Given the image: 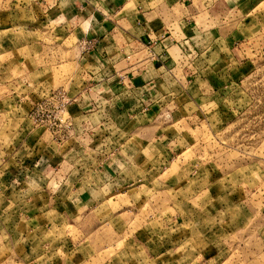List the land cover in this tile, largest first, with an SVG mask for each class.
<instances>
[{
	"label": "rangeland",
	"instance_id": "374dc122",
	"mask_svg": "<svg viewBox=\"0 0 264 264\" xmlns=\"http://www.w3.org/2000/svg\"><path fill=\"white\" fill-rule=\"evenodd\" d=\"M55 1L0 0V264H264V0L238 10L234 0H214L201 14L214 18L213 39L192 58L195 79L176 99L191 102L170 134H152L142 121L125 126L127 115L106 123L115 109L109 90L88 94L69 118L87 77L75 63L76 18H63ZM49 134L76 166H110L99 172L107 201L90 234L78 230L87 221L70 226L55 208L29 202L49 195L40 185L4 178L13 164L36 163ZM155 135L169 145L165 160Z\"/></svg>",
	"mask_w": 264,
	"mask_h": 264
},
{
	"label": "crops",
	"instance_id": "0c3cea01",
	"mask_svg": "<svg viewBox=\"0 0 264 264\" xmlns=\"http://www.w3.org/2000/svg\"><path fill=\"white\" fill-rule=\"evenodd\" d=\"M213 1H199L193 6L189 0H64L63 3L62 0H56L54 9L60 11L63 18H76L77 22L71 33L75 34L81 51L76 56L75 63L78 68L83 67L81 73L87 77L84 85L87 89L84 93L74 94L76 97L68 107L69 118L78 117L75 114L84 109L80 104L81 100L88 94L91 96L94 90H109L113 91L111 102L115 104V109L109 106L113 120L109 118V114L105 115L103 119L106 123L110 121L120 124V118L127 115L129 119L127 118L125 126L135 124L133 126L136 128L141 126L139 122L142 121V126L149 127L152 134H170L166 129L175 123L177 116L187 114L185 111L191 102L186 101L181 107L176 99L187 97L186 91H183L184 82L186 79H195L196 66L192 58L202 57L201 47L213 39H209L208 32H212L214 28V18L211 15L210 18L202 20L201 16L205 10L211 11L208 8L212 7ZM129 3H132L133 7L124 9ZM234 3V9L238 10L241 5L249 3L253 6L255 2L234 0ZM198 20L203 23L198 24ZM206 23L210 31L202 27ZM175 24L179 27L178 34L174 32ZM88 42H91V45L87 46ZM175 55H179L180 61ZM92 81L99 83L88 87V83ZM84 86L78 89L81 91ZM162 88H166V94ZM106 104L107 99L101 97L95 108L99 107V110L103 111ZM153 107L157 112L152 115L153 118L140 115L143 108L145 115ZM183 118L187 119L188 116ZM49 136L48 143L45 141L46 143L41 144V149L36 151V163L20 161L23 165L13 164L14 168L9 167L2 172L4 178L11 185L26 180L40 185L42 191H47L49 195H40L39 200L35 199V195H29L26 198L29 202L38 203L42 209H45L46 204L50 210L55 208L60 218L62 216L70 226L81 219L87 221L88 226L78 230L90 234L97 226L98 211L101 212V209H96L107 201L103 193L106 183L99 172L110 166L106 164L104 167V163L99 162L92 168L76 166L73 161L70 162L63 156L59 148L57 149V143L52 140L53 134ZM155 137L162 144V157L159 159L165 160L169 156V145L163 140V135L153 136L151 142ZM36 143H39L38 139ZM66 188L67 192L62 194ZM93 208L92 213L83 211ZM61 210H65L63 215ZM69 212H72L74 218L81 215V212L84 215L75 220ZM93 224L94 227L90 228ZM70 231L71 228L65 231L66 236L68 235L66 246L73 243L70 235L73 232ZM148 264H156L155 258H150Z\"/></svg>",
	"mask_w": 264,
	"mask_h": 264
},
{
	"label": "built area",
	"instance_id": "2783aa9c",
	"mask_svg": "<svg viewBox=\"0 0 264 264\" xmlns=\"http://www.w3.org/2000/svg\"><path fill=\"white\" fill-rule=\"evenodd\" d=\"M86 45H87V46L91 45V42H90V43H89V42H88V43H86ZM59 93H60V92H57V94H56V98H57V99H61V100L63 101V98H62L61 96H58V95H59ZM67 102H68V98H67ZM144 110H145V108H143V110H142V111L144 112ZM145 113H146V112H145Z\"/></svg>",
	"mask_w": 264,
	"mask_h": 264
}]
</instances>
